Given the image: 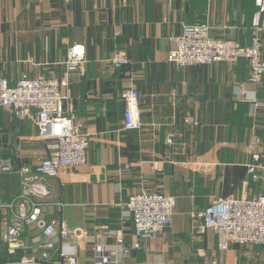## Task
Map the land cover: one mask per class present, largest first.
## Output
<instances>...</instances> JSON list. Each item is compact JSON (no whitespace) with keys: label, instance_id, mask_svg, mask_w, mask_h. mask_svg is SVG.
Wrapping results in <instances>:
<instances>
[{"label":"crops","instance_id":"1","mask_svg":"<svg viewBox=\"0 0 264 264\" xmlns=\"http://www.w3.org/2000/svg\"><path fill=\"white\" fill-rule=\"evenodd\" d=\"M256 9L255 0H0V75L11 85L23 73L67 75L74 123L91 137L84 164L44 178L50 194L41 216L65 223L71 247L61 238L46 247L43 229L26 222V247L15 253L0 236V264L32 253L55 262L63 251L78 264H100L96 248L117 244L110 231L123 229L128 244L137 239L123 206L142 190L174 196L175 213L126 264H250L255 257L264 264L263 247L221 250L201 218L221 197L264 195V79L249 82L246 59L184 68L168 60L184 24L208 23L212 37L248 44ZM75 43L85 45L87 60L83 71L68 72ZM119 50L130 59L122 68L111 63ZM130 87L139 92L141 129L123 127ZM48 144L32 121L0 107V203L20 194L21 166L35 169ZM9 214L0 204L1 229Z\"/></svg>","mask_w":264,"mask_h":264},{"label":"built area","instance_id":"2","mask_svg":"<svg viewBox=\"0 0 264 264\" xmlns=\"http://www.w3.org/2000/svg\"><path fill=\"white\" fill-rule=\"evenodd\" d=\"M257 7L252 26L254 34L248 44L228 38H214L208 23L184 24L181 34L175 38V46L168 53V60L180 68L191 65L212 64L218 61L237 62L246 59L250 65L249 82L259 84L264 79V57L261 33L264 31V0H255ZM86 48L75 43L68 51L65 61L67 71H83L86 62ZM116 68L130 63L122 50L111 58ZM69 80L64 77L31 78L23 73L14 85L0 75V107L8 109L20 118L28 119L36 125L39 138L49 141L50 153L40 160L33 169L23 164L19 170L21 192L8 203H0L10 210L8 223L0 227V236L10 253L26 247L22 238L24 224L36 223L43 229L45 246L52 248L61 238L63 247H71L68 242L70 230L63 222L47 223L42 218V206L50 194L44 178L56 177L63 168H73L86 162L91 137L80 132L72 116V98L68 91ZM125 101L123 127L141 129L143 122L139 108V92L130 87L123 93ZM254 107L258 101L254 97ZM173 134L167 136L172 142ZM257 160V159H256ZM254 166L249 168L254 171ZM176 198L158 192L142 190L130 196L124 203L123 217L133 222L137 239L126 243L123 229L110 231L117 244L99 245L96 248L100 264H126V257L132 249L143 248L142 241L153 239L168 227L175 213ZM203 226L213 228L218 233V245L226 250L234 244L259 246L264 248V195L243 197H221L212 202L201 213ZM19 264H78L75 254L61 252L55 262L42 261L41 255L32 253L24 256Z\"/></svg>","mask_w":264,"mask_h":264},{"label":"rangeland","instance_id":"3","mask_svg":"<svg viewBox=\"0 0 264 264\" xmlns=\"http://www.w3.org/2000/svg\"><path fill=\"white\" fill-rule=\"evenodd\" d=\"M247 250H250V251H252V249H249V248H247ZM262 253L260 254V257L262 256V257H264V251H261ZM253 254H254V252H252ZM261 260V259H260ZM260 264V262H258L257 261V259H256V257L255 258H251V261H250V264Z\"/></svg>","mask_w":264,"mask_h":264}]
</instances>
